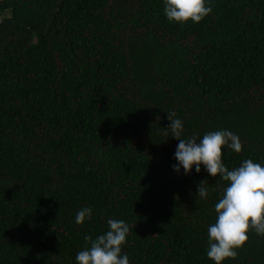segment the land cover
Returning <instances> with one entry per match:
<instances>
[{
  "label": "trees",
  "instance_id": "trees-1",
  "mask_svg": "<svg viewBox=\"0 0 264 264\" xmlns=\"http://www.w3.org/2000/svg\"><path fill=\"white\" fill-rule=\"evenodd\" d=\"M206 6L180 24L164 0H0V264H77L109 219L130 227L129 264H214L227 182L174 171L167 113L182 138L238 135L229 170L264 166V0ZM248 237L224 264H264V236Z\"/></svg>",
  "mask_w": 264,
  "mask_h": 264
},
{
  "label": "clouds",
  "instance_id": "clouds-1",
  "mask_svg": "<svg viewBox=\"0 0 264 264\" xmlns=\"http://www.w3.org/2000/svg\"><path fill=\"white\" fill-rule=\"evenodd\" d=\"M164 12L169 22L185 24L189 21L199 24L211 11L206 0H164ZM168 114L172 138L179 141L175 151L178 162L173 165L176 173L181 167L185 175H189L195 166L197 174L204 166L213 178L219 176L227 186L218 203L215 204L216 220L208 227L207 256L214 264H224L226 260L237 257V249H241L248 241V233L254 230L257 235L264 236V166L251 159L232 170L222 162V149L226 146L239 154L242 143L238 135L228 130L208 132L202 139L193 134L190 138H182L183 121L174 118L175 112ZM159 117H157V120ZM207 180L198 184V196L208 197ZM92 209L81 208L75 222L82 225L91 220ZM108 230L96 239L85 236L90 242L84 250L76 255L77 264H129L126 254L122 255V246L130 232L129 225L123 220L109 219Z\"/></svg>",
  "mask_w": 264,
  "mask_h": 264
}]
</instances>
